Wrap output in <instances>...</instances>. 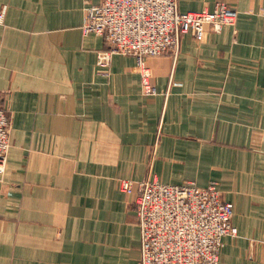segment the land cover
I'll return each mask as SVG.
<instances>
[{
    "label": "crops",
    "instance_id": "1",
    "mask_svg": "<svg viewBox=\"0 0 264 264\" xmlns=\"http://www.w3.org/2000/svg\"><path fill=\"white\" fill-rule=\"evenodd\" d=\"M226 1L235 26L148 58L82 33L102 0H0V91L12 146L0 173V264H138L141 231L121 179L217 182L236 236L220 264H264V0Z\"/></svg>",
    "mask_w": 264,
    "mask_h": 264
},
{
    "label": "built area",
    "instance_id": "2",
    "mask_svg": "<svg viewBox=\"0 0 264 264\" xmlns=\"http://www.w3.org/2000/svg\"><path fill=\"white\" fill-rule=\"evenodd\" d=\"M237 19L238 11L226 1H218L212 10L181 12L178 0H102L86 9L82 33L107 42L98 52L99 66L109 67L115 54L134 56L144 93L156 95L148 58L167 53L176 57L184 34L192 33L200 41L208 27L221 32L235 26ZM1 96L0 91V173L12 146V121ZM120 189L133 196L142 242L138 264H220L224 238L237 235L234 204L224 199L217 182L202 187L148 176L140 181L121 179Z\"/></svg>",
    "mask_w": 264,
    "mask_h": 264
}]
</instances>
